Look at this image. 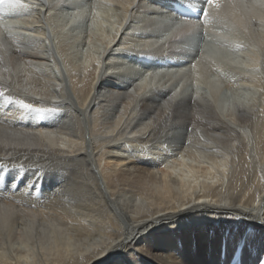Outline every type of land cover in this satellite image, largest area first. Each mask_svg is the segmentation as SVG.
Wrapping results in <instances>:
<instances>
[{"label":"bare ground","instance_id":"6f19581e","mask_svg":"<svg viewBox=\"0 0 264 264\" xmlns=\"http://www.w3.org/2000/svg\"><path fill=\"white\" fill-rule=\"evenodd\" d=\"M79 1L57 5L92 0ZM107 1L123 19L114 35L89 34L76 61L58 28L53 41L41 29L55 14L45 5L22 0L21 9L36 7L10 20L22 34L0 30V165L53 180L44 191L0 184V264H264V58L218 60L241 88L262 90L260 100L238 92L221 103L218 74L207 83L188 72L173 83L144 75L163 66L180 74L190 51L199 74L220 69L208 41L203 58L191 46L207 29L199 21L206 9L243 10L234 0ZM170 11L185 24L165 22ZM253 30L264 49V24Z\"/></svg>","mask_w":264,"mask_h":264},{"label":"rangeland","instance_id":"374dc122","mask_svg":"<svg viewBox=\"0 0 264 264\" xmlns=\"http://www.w3.org/2000/svg\"><path fill=\"white\" fill-rule=\"evenodd\" d=\"M32 1L38 3L39 5L38 4L37 5L41 6V7L43 5H45V8L47 9V7H48L47 10L51 9L53 14L55 12L56 15L54 14L53 17H51V19L49 21L50 24L48 22L46 23V21H47L46 19L42 20V22L40 24L42 26L41 29L46 33V35H48L46 37L49 40L53 41V39H54L53 30L58 28V35H55V38L59 37V38L66 39V41L69 43V57L73 61H76V58H77V60L81 57L84 58V56L87 52V49H89L91 47V46L89 47L88 42H87L89 34L91 36H93L94 40L104 39L109 34L114 35V33L116 31V27L119 25V23L123 19L122 9L117 4L109 2L107 0H92V1L88 2L87 6H83L81 9L80 8L78 9V10H82L83 8H86V11L84 10V12H81L84 14L80 13L79 16L73 15V13L78 11L77 9L74 10L72 8L67 7L68 9L63 8V10H61L57 5L59 2L61 3V0L59 2H58V0L57 1L55 0V3H54V1L50 2V0H41V1L40 0H37V1L32 0ZM41 2H43V3H41ZM47 2H49V3H47ZM79 2L84 3V0L79 1ZM229 2L231 3V0L228 1V3H227V0H222V1H220L219 6H226L227 7L228 4L230 5ZM234 2H236L237 5L239 6V8H241L243 11L236 14V13L231 12L229 10H226V11L225 10H218V9L215 10L213 8H212L213 10L211 8H210L211 10L206 9L208 11L207 22H205L204 18L202 20H200L199 22L202 23V26H204L207 29H203V31H201L200 33H196L197 35L195 34V36H194L195 40L193 39V43L191 45L193 50L196 49V53L199 54L200 57L202 56V58H203L204 53L207 51V47H205L204 44H205V42L208 41V43H210V45H211V50L213 51V54H211V52H208V54H210L209 57L213 58L212 60L215 61L214 62L215 67L220 68V69H218V70L212 69L215 72H213V71L212 72H203L202 71L199 74L198 71L199 70L201 71V69L198 67L199 63H193L192 62V64H191V62H190V60L191 61L193 60L194 57L192 55L195 52L190 51L189 56H187L188 60L183 61L184 64H187L186 67L190 70H186L187 69L186 68V69H184V71L180 72V74H179L177 72H178L180 67L174 68L175 67L174 66L173 68H169V67L163 66L161 68V69H164L163 71L160 68L151 67V68H147L145 70L146 72L144 75L148 76L149 80H152L151 76H153V75L158 76L157 78H159V76L165 75L166 80L172 81V83H173V81H179L180 79H182L183 74L188 72V74L192 73V74H190L192 77L190 76V79H188L190 82H191V78H192L193 81L202 80L201 82L205 81V83H207V82H209V79H208L209 74L210 75H217L218 74L219 78L222 79V81H223L222 82L223 86L221 88H217L215 90L220 95V98L218 97V99H220L221 103H223V101H225V99L227 100V98L229 99L231 97H235V94L236 93L239 94L240 92L242 93L241 95L243 97L260 100L262 97L261 96L262 90H259L257 88H253V87L245 88V89L241 88V86H239V84H236V82L238 81L237 80L238 79L237 73L233 72L230 69L228 70L227 68H230L231 66L226 67L224 62H225L226 58L228 61L231 58H235L240 52H242V53L247 52L248 53L247 57L241 58V59H244L245 63H248V62L253 63L254 62L253 59H255V58H259V61L263 60L264 49L256 46L257 45L256 31H254L253 28H257V26L264 24V17H263L264 12L262 10H260L264 7V0H261V1L255 0V2L257 4L253 8H249V6L246 5L244 0H234ZM53 3H54V5H52ZM21 4H22V0H21ZM21 4H19V5H12V4L0 5V30L1 31L6 32L8 34H11L14 31V33H12V34H16V35L21 33L20 32L21 30L18 29L19 27L17 28L18 25H15L16 22H13L10 20H16L17 21V20H20V18L21 19L30 18V16H32V14H30L29 11H31V9L35 10V8H36V7L33 8V6H32V7H30L31 9H28L27 6H24L23 9H21ZM28 5L30 6V4H28ZM55 5H56V7H58V10L56 7H54ZM34 6H36V4H34ZM9 8L12 10H9ZM24 9L28 13L25 12ZM12 11H13V14L15 13L14 15L12 14ZM16 13H18L19 16H17ZM19 13H21V14H19ZM172 13L174 14V11H170L171 15H172ZM41 14L44 15V14H46V12H42ZM161 14L162 15H160V16L163 18V20L165 22H168V21H170V23L176 22V24H178V23L183 24L184 23V22L177 20L176 14H175V16L174 15L170 16V14L166 15L165 13L164 14L161 13ZM15 15H16V17H14ZM235 15H237L239 17H235ZM1 17H3L4 19ZM165 17H166V19H165ZM129 22H131V19H129V17H128V20H126V24H128ZM193 22L195 23V21H193ZM42 23H43V25H42ZM232 23H234V25ZM53 24L56 25L54 28H53ZM186 24H188V23L186 22ZM36 29L37 28H34V30H36ZM205 30H207V31H205ZM17 31L20 33H18ZM202 43H203V45H202ZM51 47L55 51L57 58H58V61H59V64L62 67L63 63L61 61V58L57 54V49L55 48V44L52 45ZM94 52H95V50H94ZM101 56H102V54H101ZM191 56H192V58H190ZM207 60H208V58H207ZM218 60H220V61L224 60V62L219 63ZM223 64H224V66H223ZM228 64L230 65V63H228ZM156 65L160 66V64H156ZM190 66H192L194 69L192 67H191L192 68L191 69ZM183 67H185V66H183ZM140 69H141L140 67L136 68L137 72ZM176 69H177V71H176ZM261 69L262 68L259 65L258 68H255L252 71L254 72V74L259 76L261 74ZM230 72H233V73H230ZM166 73H169L170 76H168V74H166ZM196 73H198V74H196ZM212 73H214V74H212ZM171 74H173V75H171ZM201 75H202V77L206 76L205 77L206 79L205 78L202 79V77H200ZM197 76H198V78L199 77L200 78L198 79ZM188 78H189V76H188ZM227 81H229V82H227ZM238 88H239V90H238ZM174 159L175 158H167V161L171 162ZM10 163L11 162H9V164ZM4 166L0 165V181L1 182L4 181L2 183L0 182V184H9L10 185L11 183L16 184V182L18 181L19 185L13 186L14 188H18V187H22L21 183L24 184V182H25L31 188L32 187L35 188L38 185L39 188L37 191H39V190L44 191L45 188H47L48 186H51L50 183L53 182V180H47V177H46V175L48 176V174H49L48 172H50V171L45 172V173L39 172V174H38V173L34 172L33 169L32 170L31 169L30 170H27V169L22 170L21 166L17 165V164H15V166H12V163H11V165H6L5 167ZM6 168H8V169H6ZM162 168H164V167H162ZM30 174H31V177H30ZM3 175H4V177L1 178V176H3ZM22 176H23V178H22ZM3 178L5 180H3ZM51 178L52 179L58 178V171H57V173L54 172V176H52ZM8 180H10V181H8ZM40 183L42 184V186H40L41 185ZM0 188H1V186H0ZM35 190L36 189H34V191ZM37 191H35V192H37ZM43 191H41V193H43Z\"/></svg>","mask_w":264,"mask_h":264},{"label":"snow or ice","instance_id":"6c2138e0","mask_svg":"<svg viewBox=\"0 0 264 264\" xmlns=\"http://www.w3.org/2000/svg\"><path fill=\"white\" fill-rule=\"evenodd\" d=\"M4 4H12V5H19L21 4V0H0V5H4ZM220 5V0H207V6L209 7H219ZM204 20L205 22H207V10L204 11ZM2 95V94H0ZM23 107L27 108L29 107L27 104H24Z\"/></svg>","mask_w":264,"mask_h":264}]
</instances>
